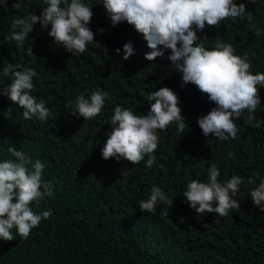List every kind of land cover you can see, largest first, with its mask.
Returning a JSON list of instances; mask_svg holds the SVG:
<instances>
[{"label": "trees", "instance_id": "obj_1", "mask_svg": "<svg viewBox=\"0 0 264 264\" xmlns=\"http://www.w3.org/2000/svg\"><path fill=\"white\" fill-rule=\"evenodd\" d=\"M14 2L8 0L9 7L0 8V40L11 30L13 18L27 11L39 15L44 7L42 0H31L15 9ZM89 3L93 6L89 28L99 46L89 45L72 57L54 47L39 25L25 44L32 45L37 59L29 66L40 74L32 94L46 101L52 118L44 123L25 121L22 109L10 108L11 102L0 96V159L8 155L10 143L45 162L44 179L55 183L54 196L42 205L51 207L54 215L27 239L0 241V264H264V212L247 197L252 187L248 179L258 182L264 176V89L258 91L256 119L248 122L245 114L236 121L238 139L221 142L211 134L205 138L196 120L214 104L194 85L181 87L180 74L169 68L167 51L164 57L147 60L144 53L150 48L142 34L123 22L111 27L100 0ZM246 11L264 27V2L247 4ZM215 27L206 26L197 34L211 40L204 41L206 46L230 40L238 54L249 53L253 71L264 72V35L255 37L245 21ZM128 41L136 51L124 61L115 49ZM29 60L14 44L0 45V66ZM153 86L176 93L185 129L173 122L160 133L150 169L143 161L104 160L100 149L111 131L104 122L113 106L146 113ZM95 87L111 93L102 113L92 121L69 115L66 103L76 90ZM210 163L221 169V179L239 174L244 181L236 197L238 209L223 218L198 216L182 197L186 182L203 180ZM153 184L162 186L173 203L168 207L161 202L153 213H142L138 202Z\"/></svg>", "mask_w": 264, "mask_h": 264}, {"label": "clouds", "instance_id": "obj_2", "mask_svg": "<svg viewBox=\"0 0 264 264\" xmlns=\"http://www.w3.org/2000/svg\"><path fill=\"white\" fill-rule=\"evenodd\" d=\"M256 0H100L111 27L125 23L138 34H142L150 51L144 53L147 60L164 57L168 52L169 68L180 74L181 87L191 84L206 95L214 104L207 114L197 117L196 123L201 134L217 141L238 139L240 131L236 121L247 115V121L256 119L257 107L261 104L258 94L264 89V72L253 71L248 52L238 54L230 40L206 46L205 37H198L206 26L216 28L223 22L237 24L245 21L248 30L257 38L264 35V27L246 11V5ZM264 2V0H261ZM31 0H15L11 7L20 9ZM44 7L39 15L33 11L16 16L10 24V31L3 35L0 45L14 44L23 49L30 58L25 64L5 63L0 66V96L18 106L25 121L47 122L52 118L50 107L44 99L32 94L34 80L39 73L31 63L37 61L32 45L25 47L34 26L41 32L47 31L52 45L62 48L72 57L83 54L94 43V33L89 28L92 8L89 0H42ZM8 0H0V8H6ZM103 29H98L102 33ZM32 39V38H31ZM216 39V38H215ZM131 41L122 48L115 49L121 59L127 61L135 54ZM159 83V82H157ZM111 93L99 87L77 89L66 103L68 114L83 121H92L102 113ZM149 108L146 113L116 104L106 123L111 129L100 149L104 160L126 159L134 164L144 162L150 169L155 161L153 153L157 149L160 133L176 122L178 129L186 127L181 115L179 99L168 87H151L147 94ZM257 127L259 124L256 125ZM7 156L0 159V241H13L18 236L27 239L31 231L42 221H48L53 209L46 207L54 196L55 183L44 179L45 162L33 158L29 152L8 145ZM231 155V153H229ZM206 177L190 179L183 190V200L188 208L200 216L205 213L219 218L235 212L239 207L236 199L244 182L239 174L221 179V169L210 163ZM252 185L247 197L259 212H264V176L257 182L248 179ZM170 198L162 186L153 184L146 196L138 202L142 213H153L158 204L171 206ZM167 215V212H166ZM217 219L215 222H218ZM205 227H208L205 225ZM14 230V231H13Z\"/></svg>", "mask_w": 264, "mask_h": 264}]
</instances>
